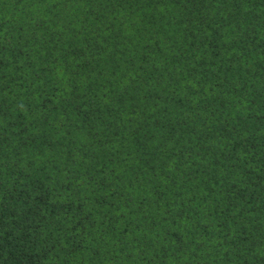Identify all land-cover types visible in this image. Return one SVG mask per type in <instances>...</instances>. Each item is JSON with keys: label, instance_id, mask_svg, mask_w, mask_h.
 I'll return each instance as SVG.
<instances>
[{"label": "trees", "instance_id": "obj_1", "mask_svg": "<svg viewBox=\"0 0 264 264\" xmlns=\"http://www.w3.org/2000/svg\"><path fill=\"white\" fill-rule=\"evenodd\" d=\"M0 264H264V0H0Z\"/></svg>", "mask_w": 264, "mask_h": 264}]
</instances>
